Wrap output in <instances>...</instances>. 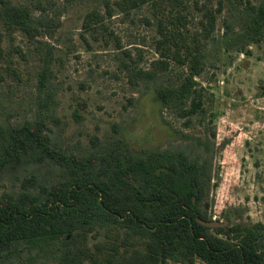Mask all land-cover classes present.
I'll return each instance as SVG.
<instances>
[{
  "label": "rangeland",
  "instance_id": "1",
  "mask_svg": "<svg viewBox=\"0 0 264 264\" xmlns=\"http://www.w3.org/2000/svg\"><path fill=\"white\" fill-rule=\"evenodd\" d=\"M104 1L52 0L45 12L58 25L50 35L34 38L0 23V123L36 120L44 97L38 83L44 50L37 47L45 41L52 47L46 86L53 102L43 118L55 148L84 155L103 151L120 138L139 152L182 151L190 159L205 158L211 164L208 217L225 226L241 223L263 229L264 40L251 44L248 54L226 50L224 21L239 24V8L226 6L225 0H181L178 6L187 7L188 28L201 37L204 59L203 70L195 77L200 92L195 95L196 112L179 114L156 98L155 89L179 81L182 71H163L150 80L134 76L139 68L153 69L159 58L158 20L170 9L168 1L148 2L128 12L119 10L113 0ZM107 6L113 7L111 14ZM238 7L245 12L243 5ZM93 11L102 19L85 27ZM209 12L215 23L205 36L202 29ZM29 174L47 185L60 177L62 169L51 161L8 167L0 174V193L17 195ZM106 235L104 231L96 238L88 235L82 246L97 259L87 258L83 264H106L105 255L95 248L100 241L109 244ZM127 249L133 247L128 244ZM0 264L56 263L47 249L32 253L12 249L0 255Z\"/></svg>",
  "mask_w": 264,
  "mask_h": 264
},
{
  "label": "trees",
  "instance_id": "2",
  "mask_svg": "<svg viewBox=\"0 0 264 264\" xmlns=\"http://www.w3.org/2000/svg\"><path fill=\"white\" fill-rule=\"evenodd\" d=\"M153 1L164 0L113 3L128 12ZM166 1L170 9L158 20L159 58L153 62V69L139 68L134 76L150 80L163 71H182L179 81L159 85L155 96L168 109L191 115L197 109L195 95H200L195 77L203 70L201 37L188 28L187 7L178 6L181 0ZM51 3L52 0H0V23L34 38L43 33L50 35L58 25L45 12ZM225 4L239 8L240 23L232 25L225 19L223 47L248 54L251 44L264 40V0L238 4L225 0ZM240 4L245 12L240 11ZM107 8L111 14L113 7ZM205 16L202 31L208 36L214 29L215 15L209 12ZM101 19L93 11L84 26ZM37 49L44 50L38 75L44 92L42 109L34 121L0 123V174L8 167L45 161L61 167L62 174L47 185L29 174L17 195L0 193V255L12 249L16 253L47 249L56 264H83L94 253L82 244H86L88 235L96 238L104 231L109 244L100 241L95 248L105 255L106 264H264V228L241 223L207 227L196 220H212L206 212L211 164L205 158L190 159L182 151L139 152L120 138L103 151L94 149L84 155L55 148L45 132L43 118V111L53 102L46 86L52 47L39 41ZM128 244L133 249L128 250Z\"/></svg>",
  "mask_w": 264,
  "mask_h": 264
},
{
  "label": "water",
  "instance_id": "3",
  "mask_svg": "<svg viewBox=\"0 0 264 264\" xmlns=\"http://www.w3.org/2000/svg\"><path fill=\"white\" fill-rule=\"evenodd\" d=\"M193 200H194V198H193ZM196 220L200 224H202L204 226H207V227H224L225 226L223 222L218 221V220H214V219H212V220H204V219H202L200 217H196Z\"/></svg>",
  "mask_w": 264,
  "mask_h": 264
}]
</instances>
